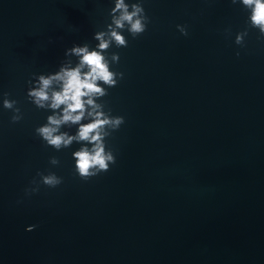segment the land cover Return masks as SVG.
Masks as SVG:
<instances>
[{
	"label": "water",
	"instance_id": "95a60500",
	"mask_svg": "<svg viewBox=\"0 0 264 264\" xmlns=\"http://www.w3.org/2000/svg\"><path fill=\"white\" fill-rule=\"evenodd\" d=\"M112 7L0 0V264H264V37L240 5L143 0L147 31L106 53L124 78L98 102L125 120L106 140L107 173L80 180L81 145L57 152L35 135L52 113L28 101V81L74 44L95 47ZM38 172L63 183L26 195Z\"/></svg>",
	"mask_w": 264,
	"mask_h": 264
},
{
	"label": "clouds",
	"instance_id": "9594fccd",
	"mask_svg": "<svg viewBox=\"0 0 264 264\" xmlns=\"http://www.w3.org/2000/svg\"><path fill=\"white\" fill-rule=\"evenodd\" d=\"M114 3L109 16L111 22L106 30L95 33L93 39L97 41L95 47L88 43L74 44L66 49L65 60L59 66L58 71L34 76L28 81L27 99L37 109L50 111L52 114L46 118V123L35 128L38 136L46 147L59 152L68 149L73 143L81 147L72 153L75 161V173L78 178L87 182L94 177L110 171L115 165L116 157L108 148L106 140L113 132L118 131L125 123L124 117L112 116L111 111H105V103L102 101L108 93V89L117 87L124 78L122 72L111 70V65L118 64L120 56L117 53L106 55L114 45L117 48L128 47L129 41L123 35L125 31L136 39L146 31L150 18L145 13L143 0L126 3V0H110ZM233 5H240L249 14L246 24L255 29L264 37V0H231ZM178 31L187 36L185 26L177 25ZM248 35L245 30L236 35L235 43L244 46V39ZM239 56V52L236 53ZM75 57V62L73 61ZM2 106L13 113L11 123H19L23 119L16 100L8 99V93H4ZM75 127V134L62 131L64 128ZM49 163L57 166L60 161L52 157ZM40 180H33L35 185L25 189L26 195L38 193L40 185L55 189L63 180L55 173L47 175L38 172ZM37 226L26 228L32 232Z\"/></svg>",
	"mask_w": 264,
	"mask_h": 264
}]
</instances>
